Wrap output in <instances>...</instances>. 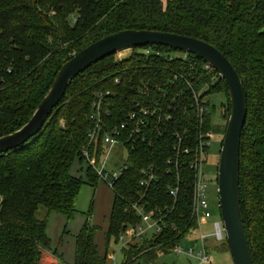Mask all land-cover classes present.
Wrapping results in <instances>:
<instances>
[{"label":"trees","instance_id":"obj_1","mask_svg":"<svg viewBox=\"0 0 264 264\" xmlns=\"http://www.w3.org/2000/svg\"><path fill=\"white\" fill-rule=\"evenodd\" d=\"M125 29L201 39L216 46L238 73L247 103L239 159L241 217L252 260L264 264V0H167L165 5L160 0H0V136L22 127L73 54ZM171 50L179 51L140 45L123 58L113 53L96 61L70 81L37 135L0 154V264H40L43 250L50 248L48 213L72 217L84 180L72 176L70 167L89 144L97 92L108 93L101 99L97 152L104 149L100 134L126 122L120 136L126 170L115 181L103 255L94 242L97 228L86 221L75 239L74 264H107L110 241L117 244L120 232L138 221L128 208L132 199L162 216L164 228L123 250L129 262L124 264L154 263L197 228L189 163L203 133L215 129L210 114L199 115L195 97L227 89L203 60L191 53L169 59ZM131 112L143 119L144 141L127 119ZM148 168L155 177L144 188L140 180ZM85 169L95 186L97 174ZM175 187L174 198L169 190ZM41 206L46 214L40 219ZM216 245L222 250L227 243Z\"/></svg>","mask_w":264,"mask_h":264},{"label":"water","instance_id":"obj_2","mask_svg":"<svg viewBox=\"0 0 264 264\" xmlns=\"http://www.w3.org/2000/svg\"><path fill=\"white\" fill-rule=\"evenodd\" d=\"M161 45L191 53L209 64L225 83L230 104L217 160V194L220 220L233 264H255L249 252L241 217L239 193L240 144L246 121V101L240 77L220 50L203 40L174 32L125 29L92 42L69 58L56 72L44 97L19 129L0 136V154L19 148L38 134L47 117L64 97L65 90L81 71L113 53L140 45Z\"/></svg>","mask_w":264,"mask_h":264},{"label":"built area","instance_id":"obj_3","mask_svg":"<svg viewBox=\"0 0 264 264\" xmlns=\"http://www.w3.org/2000/svg\"><path fill=\"white\" fill-rule=\"evenodd\" d=\"M128 49V48H127ZM126 49V50H127ZM126 50H122L119 52H116V57L118 59L125 57L126 55L123 53ZM132 50V49H131ZM145 53H150V50H144ZM131 52V51H130ZM182 55L177 56L181 58L186 57L185 52H181ZM173 56H169V59H171ZM204 68L207 70V72H211L213 69L212 67L205 63ZM117 81V79H116ZM105 94H108L107 92ZM105 94L101 92H97L95 100L91 104V114L90 118L93 120L94 127L88 132V139L89 144H93V149H89L88 145H85L84 148L81 150V157H80V163L86 162L85 168L90 167L92 168L95 173L97 174L98 179H101L104 183L107 184L108 187L114 190L115 181L118 179V177L126 170V167L124 165V160L121 165L118 166V168H115V170H107L105 168V164L108 162V156L111 154V151L116 152H122L126 151L121 146L123 145V141L121 139L122 132L126 131L128 129L127 123L123 122L118 126H113V128L105 129L103 133L100 134V138L102 141V145L104 147L102 152H97V145L96 140L99 132L103 128L102 120V108H101V99ZM196 101L199 100V108L198 112L199 115L203 114H209V104H208V96L199 94L195 97ZM142 116L146 115L148 111L146 109H140L139 111ZM132 122L134 121L136 123V127L134 131L136 133H139V136L142 141L146 140V137L142 134H140V127L139 125H143V119H139L137 117V114L135 112H131L128 114V118ZM211 131H206L203 133L204 137L203 139L200 138L198 140V144H196L195 148L193 149L194 152V158L190 161L189 165L194 170V207L197 214V228L195 230L198 231V235L196 240L199 241L200 247L194 248V246L189 248H184L183 245L180 244V242L176 245L174 250L170 253H173L175 256H178V254H184L187 256V263L186 264H211V257L208 253L207 247H206V240L208 237L213 238L217 243H222L223 241H226L224 237V228L223 224L221 223L220 219L213 220L211 224V231L209 233H205L201 230V219L207 220L211 218V213L207 209L208 202L205 194V188L206 184H204L203 180V172H202V164L204 163L206 159V155L208 153V147L210 146L211 138L213 137ZM181 138H179V141ZM117 147L121 149H117ZM178 148V146H177ZM185 153H189L191 151L188 148L183 149ZM84 168V169H85ZM154 174L152 173V170L150 168L145 169L142 171V179L140 180V184L142 187L146 188L150 185L151 180L154 178ZM177 188L174 189L171 188L169 190V195L172 197H176ZM140 200H131L128 201V208L129 210L135 212V214L138 216V221L135 223H131L126 228L120 232L117 238V242L119 247L116 251H109L106 254V257L110 258V264H124L129 263L127 262L126 257L123 254V250L129 249L130 246L133 244H142L143 241L147 240V236L150 234V237L152 238L154 235H157L161 233L162 229L164 228V223L162 220V216L158 217L154 211L151 210H145L144 206L139 202ZM189 236V235H188ZM186 236L185 238H187ZM121 258V261L119 262V258ZM141 261V260H140ZM143 262V261H142ZM136 264V263H133ZM150 264H156L150 263Z\"/></svg>","mask_w":264,"mask_h":264},{"label":"rangeland","instance_id":"obj_4","mask_svg":"<svg viewBox=\"0 0 264 264\" xmlns=\"http://www.w3.org/2000/svg\"><path fill=\"white\" fill-rule=\"evenodd\" d=\"M165 5L167 0H160ZM131 51V48H128L124 54L129 53ZM182 52V51H181ZM180 51L171 50L169 52L170 56L177 57L182 55ZM125 54V55H126ZM74 55V54H73ZM116 56V54H115ZM215 79V77H213ZM224 104V107L222 104ZM208 104L209 106V114L211 123L214 126L213 130L215 129V132H212V138L210 141V146L208 147V153L206 155V159L204 163L202 164V172H203V180L204 184H206L205 188V194L208 202L207 209L211 213V218L208 219V223L206 225H203L201 227V230L205 233H209L211 230V222L216 219H220V209L218 208V194H217V160L219 157L220 152V146L221 141L223 139V132L227 123V117L229 115L230 106L228 102V96L226 91H217L215 93H212L208 95ZM222 109H224L223 114ZM226 112V113H225ZM119 150V147H117ZM126 157V152H116L111 151V154L108 156V162L105 164V168L107 170H115V168H118L119 165L123 163V159ZM85 165L86 162L79 163L78 160H75L71 165V173L76 176H83L85 178ZM81 168V169H80ZM113 191L110 187L107 186L106 183H104L102 180L99 181V184L97 188L93 187V185L89 183H83L81 186L78 194H77V201L75 206V211L73 212V215L70 219L66 218V225L64 226V229L66 228L67 231L64 232V229L61 226V230L58 233V236L61 234V236H64L63 241V247L65 250V257L66 260L69 258L67 256V250L71 248V244L68 243L73 238L74 232L78 230V228L86 222V220L90 224H95L99 227V230L95 234V240L96 243L99 244V251L102 253V250H104V232L107 230L106 225L108 221V215H109V207L111 204V200L113 199ZM92 205L90 209V215H88V210L90 206ZM46 210L44 207H40L37 211L38 217L44 218L45 217ZM47 222V221H46ZM54 227V222L50 223ZM49 224V225H50ZM68 226V227H67ZM49 227V226H48ZM58 230V229H57ZM198 229L192 231L191 235H189L186 239H183L180 244L184 246V248H189L194 246V248H199L200 243L199 241H194L193 238H195L198 235ZM51 233V230H49ZM54 235V234H53ZM150 234L147 236V239H149ZM60 238V237H59ZM60 240V239H59ZM58 240V244L59 243ZM208 242L215 241L213 238H208ZM61 245V244H60ZM208 248V253L211 257V264H233L231 255L229 254L228 250L225 249L227 246H223L224 249H220L219 245L210 244ZM106 247V246H105ZM110 250L116 251L119 247L118 243L115 244L113 241H110ZM47 249H44L42 252L41 257V264H47L49 262L53 264H69L68 262L62 260V259H50L51 256L49 254H46ZM71 258V256H70ZM187 256L184 254H178V256H175L173 253H162L158 256L155 263L156 264H186ZM121 261V257L119 258V262ZM107 264H110V258Z\"/></svg>","mask_w":264,"mask_h":264},{"label":"crops","instance_id":"obj_5","mask_svg":"<svg viewBox=\"0 0 264 264\" xmlns=\"http://www.w3.org/2000/svg\"><path fill=\"white\" fill-rule=\"evenodd\" d=\"M75 160H78V159H75ZM74 160V161H75ZM73 161V162H74ZM78 162L80 163V161L78 160ZM81 169V168H80ZM84 172H85V178L83 177V176H79V177H82V179L84 180V183H89V181H87V179H86V169L85 170H83ZM70 173H71V167H70ZM71 175L72 176H75V177H78V176H76V175H74V174H72L71 173ZM101 179H98L97 178V180H96V185L95 186H93V187H95V188H97V186H98V184H99V181H100ZM113 198V197H112ZM113 200H114V198L111 200V204H110V207H109V215H108V220H109V217H110V211H111V206H112V203H113ZM43 207V206H42ZM91 207H92V205L90 206V208H89V210H88V215H90V209H91ZM46 214V213H45ZM67 218V216L66 215H64V214H61V213H59V212H50V213H48V216H47V222H46V224H45V230H46V234L48 235V237H49V240H50V248L49 249H47L46 251V254H49L50 256H51V258L50 259H62V260H64V261H66V262H68L69 264H74V252H75V239H76V236H77V234L80 232V230H81V227L83 226V224L85 223H83L79 228H78V230L76 231V232H74V234H73V238L70 240V241H68V243H70L71 244V248H69V250H67V256H69V258H67V260H66V257H65V250H64V247H63V239H64V236H61V234L62 233H60V235L58 236V233L60 232V228H61V226L63 225V229H64V226L66 225V221H65V219ZM67 220V219H66ZM87 221V220H86ZM201 222V225L203 226V225H206V223H208V221L206 220H203V219H201L200 220ZM51 222H54V227L50 224ZM89 223V222H88ZM50 224V225H49ZM90 224V223H89ZM90 225H93L94 227H96L97 228V230L94 232V242L96 243V240H95V234H96V232L99 230V227L97 226V225H95V224H90ZM49 226V227H48ZM68 227V226H67ZM108 227V221H107V225H106V228ZM58 229V230H57ZM49 230H51V233L49 232ZM107 230H108V228H107ZM107 230L104 232V235H106V232H107ZM65 231H67V229L65 228L64 229V232ZM211 231V230H210ZM54 234V235H53ZM191 235V234H190ZM60 237V238H59ZM196 238H197V236L195 237V238H193V240L194 241H198V240H196ZM208 238H211V237H208ZM208 238H207V240H206V247L207 248H209L210 246H208V245H210V244H218L216 241H211V242H208L209 240H208ZM60 239V240H59ZM184 239H186V238H184ZM58 240H59V243L61 244H58ZM214 240V239H213ZM103 243H104V250H102V253L99 251V244L98 243H96L97 244V251H98V253L100 254V255H103V253H104V251H105V246H106V243H105V236H104V238H103ZM70 256H71V258H70ZM41 257H42V255H41ZM122 258V257H121ZM40 260H41V258H40ZM109 261V260H108ZM41 262H42V260L40 261V264H41ZM47 264H53V263H51V262H49V263H47Z\"/></svg>","mask_w":264,"mask_h":264}]
</instances>
